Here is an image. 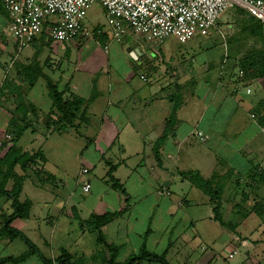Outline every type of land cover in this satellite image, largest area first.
Segmentation results:
<instances>
[{"label":"crops","instance_id":"obj_1","mask_svg":"<svg viewBox=\"0 0 264 264\" xmlns=\"http://www.w3.org/2000/svg\"><path fill=\"white\" fill-rule=\"evenodd\" d=\"M7 20L0 2V158L13 140L33 157L15 166L25 175L22 214L8 222L12 201L0 195V264H45L43 258L60 264L62 253L74 264H109L99 234L117 248L114 264L143 246L164 253L169 264H264V74L239 75L226 45L216 68L212 57L175 62L160 46L156 53L130 32L115 40L110 30L108 41L94 42L97 54L90 60L78 55L72 61L65 43L71 39L56 42L44 33L17 51ZM260 43L264 47V30ZM15 52L22 53L13 61ZM31 56L40 63L52 58L48 76L63 99L74 102L70 124H61L46 82L39 77L28 85L8 68L27 66ZM71 134L84 140L76 154L80 168L78 161L69 166ZM111 166L121 188L109 180ZM73 168L90 183L88 191ZM82 168L87 172L81 175ZM189 171L221 188L219 219L209 195L181 175ZM12 183L0 174V190ZM105 212L120 215L93 228L90 217ZM8 227L38 252H29Z\"/></svg>","mask_w":264,"mask_h":264},{"label":"built area","instance_id":"obj_2","mask_svg":"<svg viewBox=\"0 0 264 264\" xmlns=\"http://www.w3.org/2000/svg\"><path fill=\"white\" fill-rule=\"evenodd\" d=\"M8 14L6 28L11 34L17 51L28 47L41 34L56 42L76 36H87L84 19L88 8L98 3L110 27L111 37L119 40L130 32L158 53V47L174 36L185 42L197 31H205L215 25L221 14L232 3L245 7L246 11L264 24V0H0ZM242 75V70H239ZM146 80L144 75H140ZM235 87L233 90H237ZM247 93L249 88L245 89ZM253 117V115H251ZM201 140L206 135L197 130ZM87 168L81 169V175ZM81 182V189L88 191L90 183ZM165 194H169L164 190ZM236 251L233 250L232 254Z\"/></svg>","mask_w":264,"mask_h":264},{"label":"rangeland","instance_id":"obj_3","mask_svg":"<svg viewBox=\"0 0 264 264\" xmlns=\"http://www.w3.org/2000/svg\"><path fill=\"white\" fill-rule=\"evenodd\" d=\"M97 4L98 3H94V5L88 8L87 14L84 19L85 25L90 31V34L83 37L78 36L76 39H71L69 42H65L68 49L66 55H68L72 61H74L75 57L78 55H80L81 58H89L90 60V56H92L93 54H97L94 42L97 41L101 45L103 42L109 40L110 27L107 24L102 7ZM94 28H96V30ZM263 30L264 24H262L255 17L251 16L246 11L244 6L238 3H232L221 14L219 19L216 21L215 26H212L205 31H197L185 42H178V40L174 36H171L167 38L164 43L160 44V48L162 49V53L164 56H169L175 62H177V60H190L191 58L202 60L203 58L212 57V60H214V63L216 64V68H218V62L227 54L225 48L227 46V52L231 53V55H233V59L235 60L234 65L232 66H236L237 64L239 66V63L241 61L253 55L252 51L264 50V47L260 43ZM47 48L50 49V47L44 48V51L46 52H43V54L48 52ZM21 53L22 52H15L12 60L14 61L16 57ZM33 53L34 52H32V54ZM32 57L33 56L29 58L30 61L27 65L33 68L37 67L38 72H36L35 69L32 68V70L22 69V65L19 66V64L16 62L8 68L14 73L20 72L19 74L22 75V80H24L25 78L28 79V77H35V82L40 77L43 82H46L48 80L51 83H55L51 79V77L48 76L50 70L47 63L52 58H50L49 56H47L48 58H46V56H44L40 59L42 62L40 63L39 61H35V58ZM59 61L60 59L57 60V63ZM56 70L57 74L63 71H60L59 69ZM190 81L191 79L187 82L188 88L190 87V83L192 82ZM178 98L179 96H176L175 100L178 101ZM70 137H68L67 140L70 144V149L72 150L73 155L69 161V166L71 164L72 166L75 165V163L78 161L77 166L79 167L81 166L80 162L82 161H80L81 158L79 159L76 154L81 155L84 149V140L81 139L80 136L74 134H71ZM74 138L76 140H74ZM10 144L11 142L8 143V145ZM46 149L48 150V147ZM49 149L55 150L52 145L49 146ZM28 150L30 151V149ZM109 161L113 163L112 160ZM76 170L77 169L75 168L72 169L73 175L76 173ZM78 172L76 173V175H74L76 181L80 178H78ZM213 262L215 264H218L217 260Z\"/></svg>","mask_w":264,"mask_h":264},{"label":"trees","instance_id":"obj_4","mask_svg":"<svg viewBox=\"0 0 264 264\" xmlns=\"http://www.w3.org/2000/svg\"><path fill=\"white\" fill-rule=\"evenodd\" d=\"M252 56L245 58L243 61L239 63V66L243 72V77L250 76L252 74L253 76L255 74H264V50H254L252 51ZM22 69L28 70V69H35L36 72H38L37 67H31L29 65L22 66ZM31 69V70H32ZM35 72V73H36ZM35 80V77H28V79H24L28 85H33ZM7 85V84H6ZM46 87L48 89L49 97L52 101V107L60 114L61 124L64 123H71L74 113H73V106L74 102L70 100H65L62 97V92L58 90V86L56 83H51L50 81H46ZM18 102V100H16ZM19 103L17 104V106ZM15 123L14 121L10 123L11 129L13 131L15 130ZM64 127V126H63ZM10 131V129H9ZM15 141L13 140L10 147L7 149V152L4 154L2 158H0V167L4 168V172L2 173V169L0 168V174L3 176V179L6 180L7 178H12L13 183L12 187L9 190L2 189L0 190V195H6L9 197L12 201V205L14 208V212L8 217V222L15 216H19L22 214L24 203L19 202L18 196L21 191L22 183L25 178V175L18 174L15 172V166L18 164L26 165L29 160L33 157L29 152H22L15 148L14 146ZM23 168V167H22ZM112 166L109 167L107 174L109 177V180L112 182L113 186L121 188V185L119 184L118 180L112 175ZM181 175L191 181L193 184H195L197 187H199L205 194L209 195L211 200L214 203V213L217 219H219L218 216V209L220 206V194H221V188L217 186H212V183L208 179H204L197 171H189V172H182ZM122 190V189H121ZM123 191V190H122ZM120 215L119 212H105L102 214H93L90 217V224L93 228L98 229L109 221L110 219ZM8 230L11 234L14 236H18L20 239H22L29 247V252H38V249L29 241V239L20 231L13 229L11 227H8ZM98 242H102L106 245V248L110 251V260L109 264H114V258L117 252L116 247H112L105 243L103 240V237L100 236V234L97 237ZM25 254L21 255L17 258H10L9 260L16 262L19 260H22L25 258ZM43 258V257H42ZM140 260H146V261H153L160 264H169L165 257L164 253L157 254L154 253L146 247H142L138 253L130 255L124 262H121L119 264H133ZM43 261L45 264H48V260L43 258ZM57 262L60 264H74L69 260V257L67 253H62L61 256L57 258Z\"/></svg>","mask_w":264,"mask_h":264},{"label":"bare ground","instance_id":"obj_5","mask_svg":"<svg viewBox=\"0 0 264 264\" xmlns=\"http://www.w3.org/2000/svg\"><path fill=\"white\" fill-rule=\"evenodd\" d=\"M16 67V66H15ZM53 115V114H52Z\"/></svg>","mask_w":264,"mask_h":264}]
</instances>
